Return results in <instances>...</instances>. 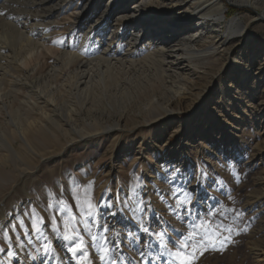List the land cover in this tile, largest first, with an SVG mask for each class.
<instances>
[{
    "label": "rangeland",
    "instance_id": "rangeland-1",
    "mask_svg": "<svg viewBox=\"0 0 264 264\" xmlns=\"http://www.w3.org/2000/svg\"><path fill=\"white\" fill-rule=\"evenodd\" d=\"M113 1L108 13L112 27L120 0ZM179 1L176 20L183 22L195 5ZM222 1V19H207L197 38L192 37L197 22L191 27L189 38L195 40L194 50L207 51L203 57L179 58L178 70L163 79L150 76L139 88L129 84L119 102H107L100 89H91L88 99L73 97L76 125L46 126L40 123L43 111L16 107L9 117L12 125L2 112L0 264H78L68 251L70 242L62 239L67 213L57 201L72 206L90 264H108L81 222L72 197L77 187L88 189L97 205L94 223L88 218L91 233L107 236L110 248L117 246L109 257L117 264H140L141 251L150 254L151 264H167V257L157 258L163 249L154 235L145 234L142 227L171 236L177 235L175 230L186 234L191 219L203 218L221 205L224 215L218 213L215 223L230 225L231 233H223L230 238L197 253L194 264H263V256L252 253L264 251V188H259L264 179V0H250L243 7ZM174 2L153 0L146 9L163 13L175 7ZM233 19L242 34L228 30H235ZM90 25L96 27L94 21ZM126 30L128 24L121 32ZM75 35L55 38L53 45L78 47L81 36L76 40ZM212 45L218 48L214 53ZM46 61V66L53 64ZM67 68H59L61 79L52 84L53 91L56 85L62 94L73 89L70 82L78 77L71 76L74 66ZM155 100L158 106L151 107ZM110 117L117 118L118 127L108 130ZM177 189L190 192L192 203L178 206L183 192ZM148 242L150 249L143 247Z\"/></svg>",
    "mask_w": 264,
    "mask_h": 264
},
{
    "label": "bare ground",
    "instance_id": "bare-ground-1",
    "mask_svg": "<svg viewBox=\"0 0 264 264\" xmlns=\"http://www.w3.org/2000/svg\"><path fill=\"white\" fill-rule=\"evenodd\" d=\"M112 1L107 0L105 5H101L100 0H0V117L5 112L13 125L9 117L16 107L18 111L20 108L43 111L40 123L46 126L76 125L73 114L77 110L71 104L73 97L88 99L92 96L91 89H100L107 102H119L130 88L129 84L138 85L139 88L143 81L150 80V76L163 79V76L178 70L179 58L203 57L207 51L194 50L195 40L189 38L193 31L191 27L196 21L197 27L192 37L197 38L195 35L206 28L207 19H222L225 9L222 0H188V4L195 5V8L189 7L192 9L191 15L178 22L175 11L179 13L181 9L179 0H175V7L163 13L158 10V13L154 12L155 15L146 9L153 0H138L131 6L128 2L132 0H120L116 1L113 14L117 21L112 27L109 22L111 17L108 16L113 7ZM226 1L239 7L250 5V0ZM92 21L96 27L88 26ZM126 24L128 31L121 32ZM231 24L236 25L235 30L229 31L242 34L243 29L237 19H233ZM71 34L81 36L78 47L68 45L59 48L53 45L55 38L60 40L63 35ZM89 44L91 49L84 52ZM217 49L212 45L209 50L214 53ZM83 55H90L89 59H82L80 56ZM49 59L53 64L46 66ZM68 66H74L71 69L72 78L78 77L76 82H70L73 89L62 94L60 85H56L53 91L50 87L60 78L59 68ZM43 69L45 71L41 72ZM112 81L113 84H109ZM177 91L180 93L181 89ZM116 95L119 97H114ZM119 104L124 108L123 101ZM157 106L155 100L151 107ZM224 107L227 109L230 105L224 104ZM91 109H96V106ZM63 117L65 121L61 119ZM106 122L110 123L106 127L108 130L118 127L117 118L110 117ZM21 138L24 141L23 136ZM6 148L11 149V146L8 144ZM261 180L259 188L263 189L264 179ZM261 195H257L254 201H259ZM261 200L264 201V191ZM253 255L264 258V251L259 254L253 252Z\"/></svg>",
    "mask_w": 264,
    "mask_h": 264
},
{
    "label": "snow or ice",
    "instance_id": "snow-or-ice-1",
    "mask_svg": "<svg viewBox=\"0 0 264 264\" xmlns=\"http://www.w3.org/2000/svg\"><path fill=\"white\" fill-rule=\"evenodd\" d=\"M176 191L183 192V198L177 200L178 206L192 203V194L190 192L183 191L182 189H177ZM176 191L172 194L175 195ZM72 197L76 203L77 210L81 214V222L85 225V231L91 236L92 246L97 247L102 253L100 259L108 261V264H117L116 259H109L111 252L117 246L113 245L110 248L109 244L111 241L107 236H96L91 233V225L88 218H93L94 223L97 205L93 202L89 190L77 187L72 190ZM57 203L67 213V218L64 220V231L61 236L65 242H70L68 251L77 257L78 264H90L86 252L87 243L84 237L80 235L79 230L75 228L76 216L72 213V206L67 201H57ZM223 209L224 206L221 205L219 210L210 212L203 218L191 219V222L187 226L186 234L180 230H175L177 235L171 236L166 232H153L149 227H142V231L145 234L154 235L157 247L163 249L162 252L158 253L157 258L167 257V264H194V261L198 258L197 253L202 254L203 251L209 248L214 249L217 243L222 246L225 240L230 238L224 236L223 233H231L232 227L223 222L215 223L214 219L218 213L221 216L224 215ZM228 211H231V209H228ZM104 231L107 232L108 229L105 228ZM143 247L150 249L152 248V243H145ZM139 255L141 257L140 264H151L149 253L141 251ZM146 256L148 259H145Z\"/></svg>",
    "mask_w": 264,
    "mask_h": 264
}]
</instances>
